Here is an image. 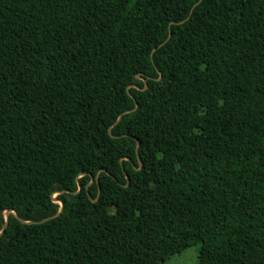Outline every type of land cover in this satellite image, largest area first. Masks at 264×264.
<instances>
[{
    "label": "trees",
    "instance_id": "16d2710c",
    "mask_svg": "<svg viewBox=\"0 0 264 264\" xmlns=\"http://www.w3.org/2000/svg\"><path fill=\"white\" fill-rule=\"evenodd\" d=\"M0 231V264H264V0H0Z\"/></svg>",
    "mask_w": 264,
    "mask_h": 264
},
{
    "label": "rangeland",
    "instance_id": "374dc122",
    "mask_svg": "<svg viewBox=\"0 0 264 264\" xmlns=\"http://www.w3.org/2000/svg\"><path fill=\"white\" fill-rule=\"evenodd\" d=\"M54 195V194H53ZM7 215V211L4 212ZM198 246L192 245L160 264H197Z\"/></svg>",
    "mask_w": 264,
    "mask_h": 264
},
{
    "label": "water",
    "instance_id": "95a60500",
    "mask_svg": "<svg viewBox=\"0 0 264 264\" xmlns=\"http://www.w3.org/2000/svg\"><path fill=\"white\" fill-rule=\"evenodd\" d=\"M5 221H7V218H6V220H5ZM1 231H2V230H1ZM1 231H0V232H1Z\"/></svg>",
    "mask_w": 264,
    "mask_h": 264
}]
</instances>
